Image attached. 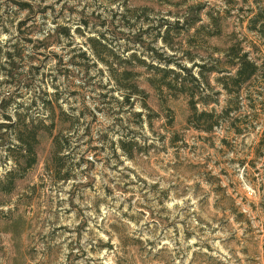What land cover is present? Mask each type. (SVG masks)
<instances>
[{"label": "rangeland", "instance_id": "1", "mask_svg": "<svg viewBox=\"0 0 264 264\" xmlns=\"http://www.w3.org/2000/svg\"><path fill=\"white\" fill-rule=\"evenodd\" d=\"M0 264H264V0H0Z\"/></svg>", "mask_w": 264, "mask_h": 264}, {"label": "trees", "instance_id": "2", "mask_svg": "<svg viewBox=\"0 0 264 264\" xmlns=\"http://www.w3.org/2000/svg\"><path fill=\"white\" fill-rule=\"evenodd\" d=\"M52 38V34H49V36L47 37V40L50 41V39ZM10 56V55H9ZM240 62L237 64L239 66L237 72H236V75L233 77V79L236 81V83H243V82H246L247 80H249L255 73H256V70H257V66L254 64V62H252L251 60L247 59V55L244 54L242 55L240 58ZM184 70H187V68L184 67ZM232 78V77H231ZM135 91L138 92L137 88H134ZM134 94V92L128 94L129 97H131V95ZM195 109H196V106H194ZM202 115L203 116H211V114H209V112L207 111H202ZM212 128V125L208 128V129H211ZM31 137L37 141V138H38V132L35 130V129H31V133H30ZM58 135L57 137L54 138V141L55 143H58ZM34 145L33 144H30L29 148H28V155L31 156L33 155L34 156V160L36 161L37 160V152L35 151L34 148H32ZM60 152V150H56L54 149V155H58Z\"/></svg>", "mask_w": 264, "mask_h": 264}]
</instances>
